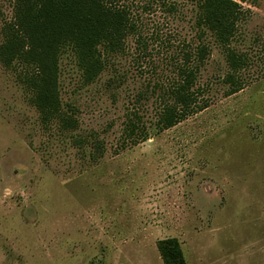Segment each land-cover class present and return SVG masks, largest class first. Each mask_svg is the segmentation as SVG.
<instances>
[{
  "label": "rangeland",
  "instance_id": "1",
  "mask_svg": "<svg viewBox=\"0 0 264 264\" xmlns=\"http://www.w3.org/2000/svg\"><path fill=\"white\" fill-rule=\"evenodd\" d=\"M120 4L136 30L95 82L72 50L61 55L74 131L44 124L25 68L0 62V264H163L168 238L187 264H264V0L240 3L229 47L197 25L191 0ZM13 17L14 0H0V46ZM199 44L207 108L157 132L162 90ZM229 51L245 60L233 95ZM131 121L150 139L128 140Z\"/></svg>",
  "mask_w": 264,
  "mask_h": 264
},
{
  "label": "trees",
  "instance_id": "2",
  "mask_svg": "<svg viewBox=\"0 0 264 264\" xmlns=\"http://www.w3.org/2000/svg\"><path fill=\"white\" fill-rule=\"evenodd\" d=\"M121 0H14L13 21L6 25L0 46V62L6 68H25L24 78L32 94V103L42 122L60 123L65 131L78 128L75 116L64 111L60 98V58L64 51L74 52L85 83H93L105 71L107 57L122 52L136 30L131 11ZM198 5L197 25L210 32L223 47H229L247 0H191ZM194 55V56H193ZM208 48L199 44L177 68V79L162 90L163 105L154 130H170L188 117L207 108L200 98L197 80ZM233 70L227 78L233 87L230 95L241 91L236 77L245 60L228 52ZM235 73V74H234ZM139 122V121H138ZM127 138L133 144L150 139L144 124L131 121ZM76 144L84 139L76 138ZM92 145L102 150L99 140ZM163 264H187L181 243L168 238L157 243Z\"/></svg>",
  "mask_w": 264,
  "mask_h": 264
}]
</instances>
